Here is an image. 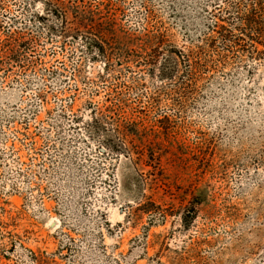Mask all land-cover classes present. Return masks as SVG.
Returning a JSON list of instances; mask_svg holds the SVG:
<instances>
[{"label":"rangeland","instance_id":"1","mask_svg":"<svg viewBox=\"0 0 264 264\" xmlns=\"http://www.w3.org/2000/svg\"><path fill=\"white\" fill-rule=\"evenodd\" d=\"M0 264H264V0H0Z\"/></svg>","mask_w":264,"mask_h":264},{"label":"trees","instance_id":"2","mask_svg":"<svg viewBox=\"0 0 264 264\" xmlns=\"http://www.w3.org/2000/svg\"><path fill=\"white\" fill-rule=\"evenodd\" d=\"M243 23L245 24L246 27H254V32L259 34L258 30L261 28V24L258 23L252 16L251 14H246L245 17L242 19ZM173 71H170L167 74V76H170Z\"/></svg>","mask_w":264,"mask_h":264}]
</instances>
